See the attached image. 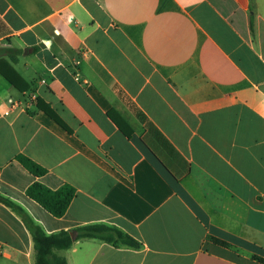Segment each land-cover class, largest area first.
I'll return each mask as SVG.
<instances>
[{
  "label": "crops",
  "instance_id": "obj_1",
  "mask_svg": "<svg viewBox=\"0 0 264 264\" xmlns=\"http://www.w3.org/2000/svg\"><path fill=\"white\" fill-rule=\"evenodd\" d=\"M1 58L31 86L0 75V195L48 235L104 225L140 244L82 238L56 255L261 264L264 0H0ZM35 182L75 188L65 216L27 196ZM35 256L22 218L0 202V264Z\"/></svg>",
  "mask_w": 264,
  "mask_h": 264
},
{
  "label": "trees",
  "instance_id": "obj_2",
  "mask_svg": "<svg viewBox=\"0 0 264 264\" xmlns=\"http://www.w3.org/2000/svg\"><path fill=\"white\" fill-rule=\"evenodd\" d=\"M8 56L10 57V55ZM0 75L20 92L30 89L31 85L18 74L10 62L3 58L0 59ZM35 104L38 110L45 112L58 124L67 130H70L49 104L45 103L40 98L37 99ZM116 121L118 123V120ZM17 160L37 177H42L47 174L45 168L41 167L26 156L20 155L17 157ZM26 193L30 199L38 203L46 211L57 218L65 216L76 196L75 188L70 185L65 184L58 190H52L40 182L33 183L27 189ZM0 202L17 213L31 233L36 251L35 264H68L66 258L56 255V251L68 250L73 246L75 240L82 238L100 239L117 247L121 245L134 248L140 247V244L135 239L126 235L119 229L104 225L78 228L74 230L73 233L69 231H61L56 234L48 235L41 226L35 223L23 208L1 195ZM72 234H75V239H73ZM213 240L221 246L232 248L230 244L224 241L218 239ZM252 259L264 264V258L254 255L252 256Z\"/></svg>",
  "mask_w": 264,
  "mask_h": 264
},
{
  "label": "built area",
  "instance_id": "obj_3",
  "mask_svg": "<svg viewBox=\"0 0 264 264\" xmlns=\"http://www.w3.org/2000/svg\"><path fill=\"white\" fill-rule=\"evenodd\" d=\"M37 99H38V97H36V95H34V94H30V99H29V100H30L31 102L36 103ZM9 102H10V104H11L12 106H20V103H17V102H15V101H13V100H10Z\"/></svg>",
  "mask_w": 264,
  "mask_h": 264
},
{
  "label": "water",
  "instance_id": "obj_4",
  "mask_svg": "<svg viewBox=\"0 0 264 264\" xmlns=\"http://www.w3.org/2000/svg\"><path fill=\"white\" fill-rule=\"evenodd\" d=\"M72 237H73V239H75L76 238L75 234H72Z\"/></svg>",
  "mask_w": 264,
  "mask_h": 264
}]
</instances>
